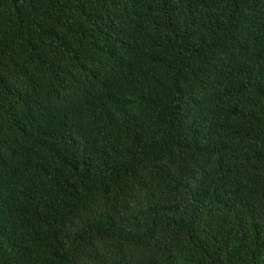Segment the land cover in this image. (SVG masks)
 <instances>
[{
  "label": "trees",
  "instance_id": "trees-1",
  "mask_svg": "<svg viewBox=\"0 0 264 264\" xmlns=\"http://www.w3.org/2000/svg\"><path fill=\"white\" fill-rule=\"evenodd\" d=\"M0 264H264V0H0Z\"/></svg>",
  "mask_w": 264,
  "mask_h": 264
}]
</instances>
